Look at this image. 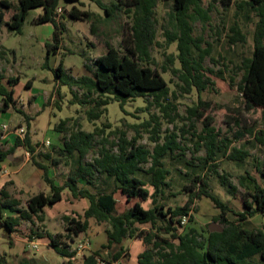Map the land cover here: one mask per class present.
<instances>
[{
  "label": "trees",
  "instance_id": "obj_1",
  "mask_svg": "<svg viewBox=\"0 0 264 264\" xmlns=\"http://www.w3.org/2000/svg\"><path fill=\"white\" fill-rule=\"evenodd\" d=\"M62 0H17V4L9 0H0V30L5 26L8 31L20 34L31 10L41 9L42 13L34 19L35 25L50 24L53 26V43H46V61L44 69L52 71L60 86L68 87L78 100L73 88L83 91L82 100L77 103L88 105L87 119L95 123L107 112L106 106L110 102H117L125 112V105L138 97L147 100L148 105L156 106L164 117L174 121L172 117L173 105L168 102L169 85L150 60V49L156 39L155 9L158 0H129L125 5L131 10L132 24L128 35L121 41V47L126 51L121 55L114 47H107L106 54L95 58L94 70L91 76L75 77L64 69L63 61L56 68L49 66V56L60 49V40L64 26L57 21V10ZM68 3H78L81 0H63ZM99 7V0H92ZM167 1V0H163ZM217 1V0H215ZM229 8L231 0H221ZM174 32L168 36V44L177 43L180 68L173 73L182 83L180 88L186 94L195 91L198 95V105L189 108L190 119L203 124L202 135L194 144L193 153L205 150L204 157L186 159L184 149L177 142L176 134L162 136L160 118L152 116L140 127L148 129L151 122H155L152 129L153 142L156 143L152 151L137 144V139L130 142L121 134L117 144L118 152L106 150L103 147L98 157L92 163L85 164L84 160L97 132L87 133L82 130L71 133L69 142L63 148L54 150L58 158L51 154L32 156L36 168L43 172L42 180L49 188V193L40 192L27 201V207L20 210L19 201L13 199L7 187L0 190V227L8 233H16L21 221L32 222L34 217L42 219L46 208L54 207L63 200L64 191H69L74 200H88L89 206L83 215L65 217V234L51 235L49 247L57 254L66 258L71 264L77 255L71 243L80 234H86L90 221L98 225H105L106 243L99 250L83 256L82 264H120L129 255L124 246L128 240L142 243L143 251L138 257V264H264V224L261 228L250 229L249 220L257 215L264 217V158L254 160V171L239 176L238 184L245 190L241 196L244 210L235 211L229 204L222 202L211 191L210 181L217 179L231 197H237V189L230 182V175L221 172L222 159L244 164L251 157L253 142L246 140L247 135L254 136L255 143L264 146V131L253 133L252 130L236 132V141H244L241 147H231L232 142L221 140L211 128L213 118L205 115L210 108L208 102L201 99L202 93L213 89L215 84L206 74L204 61L209 55L208 50L201 48L193 37V25L197 20L207 22V13L202 9L201 0H173ZM121 4L124 3L121 1ZM107 16L110 9L104 8ZM10 14L9 20L6 15ZM68 17L75 21H90L93 13L81 11L76 6L67 12ZM245 16L253 21L252 35L253 51L241 61L242 78L236 85L239 93L245 99L247 110L260 109L264 118V0H240L236 2L235 17ZM228 44H246L247 37L238 21L230 27ZM94 46L93 43H90ZM0 49V58L5 55ZM57 54V52H54ZM164 71L165 68H163ZM233 82V81H232ZM20 83V78L0 76V98L2 112L16 109L14 87ZM27 88H32L28 81ZM149 99V101H148ZM24 116L27 125L31 118L22 110H17ZM69 120H62L56 127L59 132ZM165 140L161 143L162 140ZM14 145L9 151H0V162L13 155L17 148L24 147L30 154L35 153V146L27 132L24 140L13 139ZM179 151L178 154L176 152ZM75 166L68 174L66 181L59 184L50 176V169L61 157L73 159ZM174 164L184 165L181 171ZM85 184L81 186L79 183ZM117 194L126 198L128 203L136 202L123 211L118 208ZM186 195L183 205H171L173 199ZM240 196V195H239ZM209 199L219 214L214 222L221 226L222 231L210 232L205 236L196 229L190 228L183 233L181 219L187 217L193 222V204L195 200ZM150 202V207L143 203ZM7 212H10L9 216ZM13 213V214H12ZM149 225L147 229L140 226ZM6 261L0 257V264Z\"/></svg>",
  "mask_w": 264,
  "mask_h": 264
},
{
  "label": "rangeland",
  "instance_id": "obj_2",
  "mask_svg": "<svg viewBox=\"0 0 264 264\" xmlns=\"http://www.w3.org/2000/svg\"><path fill=\"white\" fill-rule=\"evenodd\" d=\"M17 4V0H9ZM102 7H99L92 0H81L78 3H68L61 1V13L57 12L56 21L60 26H64L62 39L60 40V49L50 54L49 66L56 68L61 61L64 63V69L75 77L83 75L91 76L94 70L95 58L106 54L107 47L117 48L121 55L126 51L121 47V41L130 31L132 24L131 14H127L128 8L125 3L129 0H99ZM121 1L124 5L121 4ZM240 0H231L229 8H226L221 0H201L202 9L207 13L208 20L203 23L197 20L193 25V37L199 43L202 49L208 50L209 55L204 61V67L208 70L207 76L215 84L213 89H208L201 95L204 102H208L210 108L205 112L213 118L211 128L219 135V141L225 140L232 142L231 147L239 148L244 141H236L233 135L243 130H252L253 133L264 131V118L260 109L247 110L245 99L239 93L235 84L242 78L241 61L244 57L251 55L253 51L252 35L254 31L253 21L245 16L235 17L236 2ZM173 0H158L155 9L156 21V39L150 49L153 68L157 69L163 75L169 85L168 102L173 105L172 117L174 121L163 116L156 106H150L143 97H138L134 101L128 102L124 110L120 108L117 102H110L107 106V112L95 121L90 122L87 119L86 110L88 105L77 103L82 100L83 91L73 88L77 93L78 100L70 93L68 87L60 86L54 78L52 71L43 68L46 61L47 50L46 43H53L50 24L35 25L34 19L42 13L41 9L31 10L23 30L20 34L8 31L5 26L0 30V49L5 51V55L0 58V76L7 78H20V83L14 87V98L16 99V109L22 110L29 118L27 125L24 116L10 109L8 112L0 111V126L6 124L12 128L24 127L25 134L29 133L32 143L35 146V153L27 156V149L19 147L13 155L0 162V190L7 187L10 196L19 201L20 210L27 207V201L34 195L44 192L49 193V188L44 184L41 176V170L36 168L32 162V156L49 153L54 158H58L55 148L60 149L69 142L71 133L82 130L90 133L98 128L102 132H97L96 137L88 151L84 163H92L98 157V152L105 147L106 150L113 153L118 152L117 144L122 133L126 140L137 139V144L146 150L152 151L155 147L153 142L154 135L151 133L155 122H151L147 130L140 127L141 124L150 120L152 116L160 118L162 125V136L176 134L177 142L181 149L186 150V159L204 157L205 150L200 149L199 153H193L194 144L198 142V137L202 135L203 124L195 119H190L189 108L198 105V95L195 91L186 94L180 86L182 83L173 73V70L180 68L179 52L177 43L168 44V36L174 32V12ZM73 6L81 11L93 13L90 21L71 20L67 12ZM110 9V16H107L105 9ZM10 14L6 15L9 20ZM238 21L240 27L245 33L247 40L243 46L241 44H228V35L230 27ZM40 33V36H38ZM93 43L94 46H91ZM166 71H164V69ZM32 82V88H27V82ZM233 81V82H232ZM235 83V84H233ZM149 101V99H148ZM3 107L0 98V108ZM69 120L64 128V132L59 133L56 130L57 125L62 120ZM5 134L0 129V151H9L14 142L4 140ZM7 136L5 139H7ZM246 140L253 142L251 148V157L244 164H236L226 159H222L221 172H227L230 175V182L236 187L238 196L231 197L226 190L221 187L217 179L210 181L211 191L222 202L229 204L235 211L244 210L241 196L245 190L238 184V178L245 171L254 175V160L264 158V146L255 143L254 136L247 135ZM46 141H50L49 147L42 146ZM163 139L161 141L164 142ZM179 151L176 152L178 154ZM76 156L73 159L61 157L59 161L50 169V176L57 183L63 184L71 169L76 165ZM3 164V165H2ZM181 171L185 172L184 165L174 164ZM8 172V176L1 177L3 171ZM81 186L84 182L80 181ZM240 195V196H239ZM118 208L120 211L136 202L126 201L121 194H117ZM187 196H179L172 200L171 205H183ZM88 200H74L69 191H64L63 200L54 207L46 208L42 214V219H33L32 222L21 221L16 228L17 232L10 234L4 228L0 227V257L6 263L4 264H66L68 260L57 254L49 247V239L46 233L51 235L65 234V217L82 216L88 207ZM144 207H150V202L143 203ZM193 222L188 221L182 232H187L190 228L196 229L205 236L209 226L218 216L219 210L214 204L206 198L195 200L193 204ZM9 216L10 212H7ZM218 225V223H215ZM264 224V217L257 215L249 220L250 229L261 228ZM221 228L220 225H218ZM141 229L149 228V225L140 226ZM30 241H37L39 248L37 251H29L27 245ZM106 243L105 225H98L94 220L90 221V227L86 234H80L75 237L74 243H71L73 250L77 255L71 264H82L83 256L90 255L99 250ZM129 257L120 264H138V257L142 252V243L136 240H128L124 243Z\"/></svg>",
  "mask_w": 264,
  "mask_h": 264
},
{
  "label": "built area",
  "instance_id": "obj_3",
  "mask_svg": "<svg viewBox=\"0 0 264 264\" xmlns=\"http://www.w3.org/2000/svg\"><path fill=\"white\" fill-rule=\"evenodd\" d=\"M57 12H58V13H59V12L61 13L62 11H61V9L59 8V9L57 10ZM0 129H1V131L5 134V136H2L3 139H5L7 136H13L14 138H19V139L23 140V137H22V136L25 134V129H24V127H15V128H12V129H11L10 126H8V125H6V124H2V125L0 126ZM50 145H51V142H50V141H46L45 143L42 144V146H44V147H49ZM29 154H30V153H27V156H28V157H29ZM3 175H4V176H8V172H7L6 170H4V171H3ZM181 222H182V225L185 226L186 223L188 222V218H187V217H183V218L181 219ZM38 248H39V244L37 243V241H30V242L28 243V245H27V249H28L29 251H37ZM78 249H79V250H77V251H81V250L83 249V246L80 245Z\"/></svg>",
  "mask_w": 264,
  "mask_h": 264
},
{
  "label": "crops",
  "instance_id": "obj_4",
  "mask_svg": "<svg viewBox=\"0 0 264 264\" xmlns=\"http://www.w3.org/2000/svg\"><path fill=\"white\" fill-rule=\"evenodd\" d=\"M53 31H54V29H51V35L53 34ZM38 36H40V33H39ZM58 132H59V131H58ZM59 133H61V132H59ZM61 134H62V133H61ZM8 139L11 140V142H13L14 137H13V136H9L7 139H4V140H8ZM2 163H3V162H2ZM2 165H3V164H2ZM1 169H2V166H0V170H1ZM42 175H43V172L41 171V176H42ZM1 177L3 178V177H6V176L2 175ZM88 206H89V204H88ZM87 208H88V207H87ZM87 208H86V209H87ZM136 241H137V240H136ZM142 251H143V248H142ZM141 253H142V252H141ZM141 253H140V254H141Z\"/></svg>",
  "mask_w": 264,
  "mask_h": 264
},
{
  "label": "water",
  "instance_id": "obj_5",
  "mask_svg": "<svg viewBox=\"0 0 264 264\" xmlns=\"http://www.w3.org/2000/svg\"><path fill=\"white\" fill-rule=\"evenodd\" d=\"M209 230H210V232L222 231V229L219 228V226L216 225L215 223H213V224H211V225L209 226Z\"/></svg>",
  "mask_w": 264,
  "mask_h": 264
}]
</instances>
